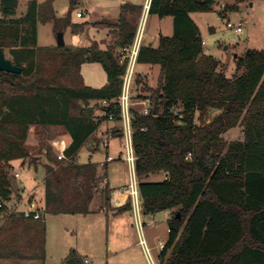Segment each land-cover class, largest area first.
Segmentation results:
<instances>
[{
  "label": "trees",
  "instance_id": "trees-1",
  "mask_svg": "<svg viewBox=\"0 0 264 264\" xmlns=\"http://www.w3.org/2000/svg\"><path fill=\"white\" fill-rule=\"evenodd\" d=\"M215 3L150 0L147 14L171 17L173 33L160 35L156 47L141 45L136 60L139 66L159 68L155 90L146 87V76H135V84L149 94L158 114L153 115L152 109L146 116L131 110L143 214L170 211L159 264H264V51L244 52L228 79L220 62L203 54L198 28L189 17L211 11ZM17 6V0L0 1V48L22 67L19 75L0 72V161L27 158L24 143L30 127L62 128L70 144L57 169L46 166L42 213L88 214L93 199L88 189L96 182V164L89 160L79 165L75 159L90 139L95 142L92 153L98 151L102 138V121L88 104L105 102L104 121L112 115L119 122L116 99L125 67L112 48L38 46L40 11H45L41 21L52 22L61 32L59 20L49 3L39 8L31 1L15 18ZM114 27L118 45L129 46L137 30L135 21L121 17ZM84 63L101 65L105 86L83 85L79 71ZM172 108H177L176 115L170 113ZM210 109L218 114L205 124ZM237 126L243 127V140L225 143L222 135ZM108 130L122 146L121 131L113 125ZM160 173L166 178L146 181ZM70 179L75 183L70 185ZM10 197V180L0 168V201ZM125 211H130L129 202L116 213ZM9 219L4 231L12 235L6 233L7 239L0 240V259L42 261L44 223L21 216ZM65 264L84 263L71 251Z\"/></svg>",
  "mask_w": 264,
  "mask_h": 264
},
{
  "label": "rangeland",
  "instance_id": "rangeland-1",
  "mask_svg": "<svg viewBox=\"0 0 264 264\" xmlns=\"http://www.w3.org/2000/svg\"><path fill=\"white\" fill-rule=\"evenodd\" d=\"M1 1V0H0ZM15 18H19V14H24L28 3L35 1L38 7L49 3L50 8L58 21V29L63 33L64 46L71 48H88L97 46L100 50L112 48L114 57L118 60L122 47L118 45L119 33L115 24L121 17L127 20L133 19L138 25L143 24L144 35L142 45L156 47L159 36H172L173 21L171 17L159 19L154 15H148V9L145 12L144 3L146 0H17ZM216 3L212 10L207 13H192L189 15L192 22L198 28L203 54L210 56L220 62L224 68L225 76L231 79L235 71V60L247 50L264 51V0H241L238 4L235 0H215ZM150 2V0H149ZM149 5V3H148ZM235 5L236 9H229ZM228 8V9H227ZM44 10L40 11V17L37 19V42L40 47L56 46V37L60 32L54 29L52 22H43ZM218 12L223 17H218ZM77 13L81 17H77ZM21 14V16H22ZM2 17L0 9V18ZM230 23L234 27L241 25V32L236 33L233 29H228L226 24ZM63 24H66L64 26ZM7 58H10L8 51L4 49ZM236 57L234 58V56ZM80 77L83 85L99 89L105 86L106 76L98 63H84L80 67ZM139 74L141 77L146 74V87L155 90L158 82L159 68L158 66L149 68L147 66H139L136 64L134 76L131 83L132 110L141 113L147 108L141 103L148 100L152 104V100L148 99V93H141V85L135 84V76ZM145 85V84H144ZM147 98V99H145ZM94 112V117L98 121H102V127L107 128L115 126L120 128V122H105L104 111L101 110L100 103L95 102L88 104ZM218 112L210 109L205 117V124L216 116ZM195 124L199 121L195 119ZM104 136L99 140L103 142ZM225 143L238 142L243 140V127L237 126L230 129L222 135ZM69 137L60 127H30L27 139L24 143L25 150L28 154L23 161L15 160L9 163L0 161L1 171L6 174L11 184V197L8 201L6 210L14 209L22 211L27 207L26 198L32 193L33 189L42 184L47 178L46 166L57 169L58 165L66 159H58V155H63L66 140ZM99 145L96 154L92 152L95 149V142L91 139L79 150L75 159L76 164H84L89 161V156L93 154L92 159L99 160L103 158L104 149ZM110 153L119 159L118 153L123 152V148L117 140L112 141L109 146ZM64 156V155H63ZM104 161L96 164V182L90 190L93 194L92 205L90 209L93 211L103 210L107 206L109 200V192L114 188L110 180V186H105L103 176L105 173ZM114 170V169H113ZM119 180L125 181L128 185L129 177L126 164L119 165L116 168ZM19 175L14 178V174ZM114 173V172H113ZM113 175V174H111ZM163 174L153 175L154 180H159ZM114 179V177H112ZM41 182V183H40ZM70 185L75 183L71 179ZM78 183H82L80 180ZM23 189V191H22ZM40 191V192H39ZM33 194L30 200L34 199L35 206L39 209L41 205L42 190ZM29 200V202H31ZM105 211V209L103 210ZM107 212V211H106ZM19 216L18 214H13ZM167 215L160 212L155 216H143L148 225L143 226V239L148 249V254L153 264H159L157 257L160 253L158 248L159 241H165L167 237ZM0 220L2 222L1 229L4 228L7 219ZM45 221L48 226V239L46 248L49 264H60L59 259L66 257L71 251L80 252L79 256L83 259L87 257L91 260V264H150L144 249L139 244V238L134 226L132 215L128 213L121 216V228L117 226V221L112 218V214H87L70 216L62 214L61 216L45 215ZM45 240H43L44 243ZM49 242V243H48ZM165 243V242H164ZM49 244V245H48ZM70 245V246H69ZM48 246V247H47ZM67 247V248H66ZM70 247V248H69ZM65 249V253L62 251ZM64 253V254H63ZM107 256V257H106ZM44 259L46 253L44 249ZM34 261L11 260L2 264H44ZM47 264V262H46ZM64 264V263H63Z\"/></svg>",
  "mask_w": 264,
  "mask_h": 264
},
{
  "label": "built area",
  "instance_id": "built-area-1",
  "mask_svg": "<svg viewBox=\"0 0 264 264\" xmlns=\"http://www.w3.org/2000/svg\"><path fill=\"white\" fill-rule=\"evenodd\" d=\"M148 9V8H147ZM146 9V10H147ZM77 17H81L80 13H77ZM218 17H223L221 12H218ZM226 27L228 29H233L234 32L240 33L241 25L233 26L230 23L226 24ZM143 35H144V27L143 24L138 25L137 30L135 32L134 38L131 42V44L127 47L121 48L118 58V63L120 65H124V73L121 77L122 85H121V92L118 98L116 99L117 105L120 110V128L119 130L122 133V148L123 152L119 154V159L124 161L127 170H128V177H129V183L126 187L122 188L120 192L124 193L127 196V202L130 203V212L134 220V226L139 238V244L142 245L145 255L147 256L148 260L150 261V264H153L150 255L148 254V249L146 247L145 241L143 239V226L148 225V222L143 219V207H142V200L139 195L138 191V179L135 175V155L132 145V129H131V120H132V106L133 103L131 101V83L134 76V69L136 66V60L138 56L139 49L142 45L143 41ZM204 43L202 42V45ZM101 105L106 106L105 102H102ZM141 105L146 106L147 108H144L140 114L142 115H148L151 109L153 110V103L150 104L148 100H145L141 103ZM170 113L176 115L177 108L170 109ZM109 122L113 121V116H108ZM107 136H111V132L108 130ZM106 134H104L105 136ZM105 136L103 138L102 142V148L106 150L108 148V137ZM64 158L63 155H58V159ZM115 158L112 156H106L105 161L111 162L114 161ZM167 174L164 173V178H166ZM19 175L17 173L14 174V178H18ZM8 201H0V210L3 209L4 213L10 214H18L23 219H31L34 221L41 219V214L39 213V210L35 207L34 204H28L27 208L22 211H16L14 209L6 210L8 207ZM152 215H149L151 217ZM158 248L159 251H161L164 248V242L159 241L158 242ZM84 264H91V260L88 258L83 259Z\"/></svg>",
  "mask_w": 264,
  "mask_h": 264
},
{
  "label": "crops",
  "instance_id": "crops-1",
  "mask_svg": "<svg viewBox=\"0 0 264 264\" xmlns=\"http://www.w3.org/2000/svg\"><path fill=\"white\" fill-rule=\"evenodd\" d=\"M148 3H149V0H146L145 1V3H144V9H145V12H146V9L148 8ZM21 14L22 13H20L18 16L20 17L21 16ZM23 15V14H22ZM143 42V41H142ZM155 67V66H154ZM149 68H152V67H149ZM144 76H146V74H143ZM100 132H101V134L104 136V134H106L105 136H107V132H108V127L107 128H103L102 126L100 127ZM104 136V137H105ZM68 137V136H67ZM108 137V136H107ZM114 140H116L115 138H112L111 136L110 137H108V151L107 152H105L104 151V155H103V158L102 159H99V160H94V159H92V157L94 156L93 154H96L97 155V152L98 151H96L95 153H93V154H91L90 156H89V160L92 162V163H96V164H101V165H104V164H102L104 161H105V158H106V156H112L113 158H115V156H114V154H116L117 153V151H115V152H113V153H110V148H109V146H110V144L112 143V141H114ZM70 144V139H69V142H68V140H66V146H65V148L68 146ZM118 156H119V153H118ZM20 161V160H19ZM22 161V160H21ZM85 164V163H84ZM125 164V162L124 161H122V160H120V159H114V161H111V162H107L106 164H105V173H104V176H103V182L105 183V186L107 187V189H108V187L110 186V180L112 181V183H113V185L112 186H114V188H111L110 187V189H111V191L109 192V200H108V202H107V206L106 207H104V209H105V211H103V210H99V211H93V210H91L90 209V206L92 205V202H90V204H89V215L91 214H95V213H98V214H112V218L115 220V222L117 223V226L118 227H120L121 228V226H122V222L120 221V219H121V216H123V215H126L127 213L129 214V215H131V212L130 211H125V212H122V213H116V210L117 209H119V208H121V207H123L125 204H126V202H127V196L124 194V193H122V192H120V190L122 189V188H124V187H126L127 186V183L124 181H122V180H119L118 181V179L116 178V176H117V171H116V168L117 167H119V165H124ZM114 169V170H113ZM114 172V173H113ZM45 173H46V171H45ZM111 174H113V175H111ZM163 174V176L162 177H160V179L158 180V181H160V180H162V179H164V173H162ZM112 177H114V179L112 178ZM146 181H149V182H153V181H157V180H154V178H153V176H149L147 179H146ZM41 183V182H40ZM39 190H42L41 192H42V198H41V200H40V202H41V205H40V207H39V209L43 212V206H44V182H42V184H39L38 185V187H36L35 189H33V191H32V193L26 198V201H27V206H28V204L30 203V204H36V202L34 201V199H32V200H30V198H31V196L35 193V194H37L36 192L37 191H39ZM22 191H23V189H22ZM40 192V191H39ZM118 195V196H117ZM29 200L31 201V202H29ZM36 207V206H35ZM27 208V207H26ZM38 208V207H37ZM107 211V212H106ZM162 213H164V214H166L167 216L164 218L165 219V221L167 222L168 220H169V218H170V211H164V212H162ZM45 215H49V214H44L43 215V213L41 214V219L40 220H37V221H42L43 223H44V245H43V247H44V249H45V253H46V258H45V260L44 261H42V263H44V264H46V262H47V264H49L48 263V255H47V248H46V244H47V240H49L48 239V226H47V224H46V221H45ZM62 214H59V215H50V216H61ZM69 215V214H68ZM76 216L77 215H83V216H85V215H87V214H75ZM75 215H70V216H75ZM156 214H154V215H152V216H155ZM10 216H13V221H16V220H18L19 219V216H14L13 214H8V213H0V220H2L3 218H5L4 220H6L7 219V223H6V225L10 222V219H9V217ZM147 217H149V216H147ZM1 225H2V222H0V240L1 239H7L6 237H5V234L7 233L8 235H9V237L12 235L11 234V232H9L8 230H6V232L4 231L5 230V228H6V225L4 226V228H2L1 229ZM123 227V226H122ZM8 231V232H7ZM166 239H167V237H166ZM166 239H165V241H166ZM165 241H163V242H165ZM1 243V242H0ZM49 243V242H48ZM49 245V244H48ZM70 246V245H69ZM48 247V246H47ZM67 248V247H66ZM70 248V247H69ZM71 249L72 248H70L69 249V253L71 252ZM27 251L29 250L28 248L26 249ZM65 249H62V251L65 253V251H64ZM74 251L78 254V255H80L79 253L80 252H78L77 250H76V248L74 249ZM63 253V254H64ZM69 253L66 255V257H62V255H61V257H60V259H59V262H60V264H65V259L67 258V256L69 255ZM81 257V256H80ZM107 257V256H106ZM84 258V257H83ZM85 258H87V257H85ZM13 261V260H20V259H17V258H15V257H11V258H8V259H0V264H2L3 262H6V261ZM23 261H34V262H40L41 260H23Z\"/></svg>",
  "mask_w": 264,
  "mask_h": 264
},
{
  "label": "water",
  "instance_id": "water-1",
  "mask_svg": "<svg viewBox=\"0 0 264 264\" xmlns=\"http://www.w3.org/2000/svg\"><path fill=\"white\" fill-rule=\"evenodd\" d=\"M63 33L59 32L56 37V46L63 47ZM236 55L234 56V58ZM0 72L19 75L22 72V67L15 65L9 58L6 57L4 49L0 48ZM153 115L158 114V107L153 104Z\"/></svg>",
  "mask_w": 264,
  "mask_h": 264
},
{
  "label": "bare ground",
  "instance_id": "bare-ground-1",
  "mask_svg": "<svg viewBox=\"0 0 264 264\" xmlns=\"http://www.w3.org/2000/svg\"><path fill=\"white\" fill-rule=\"evenodd\" d=\"M118 196V195H117Z\"/></svg>",
  "mask_w": 264,
  "mask_h": 264
}]
</instances>
